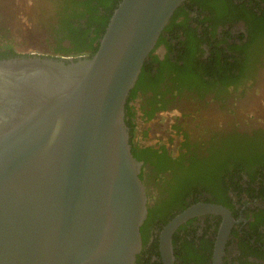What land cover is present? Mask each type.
<instances>
[{"label":"flooded vegetation","instance_id":"1","mask_svg":"<svg viewBox=\"0 0 264 264\" xmlns=\"http://www.w3.org/2000/svg\"><path fill=\"white\" fill-rule=\"evenodd\" d=\"M3 1L0 58L12 48L16 56L70 59L92 53L101 7L91 16L84 0ZM172 16L146 58L147 73L133 87L130 122L132 147L143 155L148 215L150 209L158 214L183 202L166 220L160 215L148 224L136 264H164L160 232L198 203L221 206L226 213L204 212L181 223L172 233L173 264H213L225 220L231 225L220 264H264V0H186ZM16 31L24 43L13 40ZM40 32L57 43L38 50ZM192 52L213 70L206 81L169 74L167 58L186 59ZM161 61L168 64L165 75L155 78Z\"/></svg>","mask_w":264,"mask_h":264},{"label":"water","instance_id":"2","mask_svg":"<svg viewBox=\"0 0 264 264\" xmlns=\"http://www.w3.org/2000/svg\"><path fill=\"white\" fill-rule=\"evenodd\" d=\"M185 1L120 0L91 57L0 59V264H136L148 195L125 104ZM204 212L226 213L198 203L163 227L164 264L173 231Z\"/></svg>","mask_w":264,"mask_h":264},{"label":"trees","instance_id":"3","mask_svg":"<svg viewBox=\"0 0 264 264\" xmlns=\"http://www.w3.org/2000/svg\"><path fill=\"white\" fill-rule=\"evenodd\" d=\"M88 2H90L89 5L87 4ZM119 2H120V0H84L82 2V4L86 7L87 12H89L91 14V16H93L94 13L96 11H98L99 7L102 8L103 13H104L103 15L100 16L101 21L99 23V29H101V32L97 34L98 37L96 40V44L93 45L92 53L88 57H91L96 52V50L98 49L99 43H100V38L102 37V35L105 31V28L109 22V19H110L111 15L113 14L114 9L118 6ZM180 9L181 8H179L175 12V15ZM173 18H174V16L171 17V19H173ZM90 21H92V19L89 20L88 24L91 23ZM72 29H74V28H72ZM76 36H74V38ZM161 41H163L162 37L160 38L159 42H161ZM75 47H76V45H74L72 49H74ZM10 48H8L7 50H10ZM60 51H65V46L62 44H60ZM13 56H16V53H15V50L12 48L9 52H6V54H4L2 56V58H8V57H13ZM2 58H0V59H2ZM181 59L182 58H178L176 61H170L167 58V60L169 62V71H170L169 74H171V75L173 74L176 76H183V77L187 76L188 78L196 79V80H200V81H206L205 76H209V77L213 76L212 68H210V66H208L207 68L203 67L202 61L198 57L197 58L195 57V52L190 53L186 59H182V63H179V61ZM167 65L168 64H166L164 61L159 62V66L157 68L156 73L154 74V77L155 78L163 77V75H165ZM147 66H148V60L147 61L145 60L143 67H142V70L139 74L137 83H139L142 80V78L144 77V75L147 73V71H148ZM228 68H232V67H228ZM234 68L239 69L241 67L239 65H234ZM234 78H236V76ZM225 79H226V77H225ZM135 95H136L135 88H132L130 90V94H129L127 101H126V104H125V121L129 127L131 147H132V143H133L132 141H133L134 135H135V132H134L135 124L134 123L132 124L130 122L134 118V112H133L134 107L130 103L133 100V98L135 97ZM152 114H153V112L150 113V116ZM208 124H210V123H208ZM148 150L153 151L152 148H149ZM132 152L134 153V155L139 160H141V157L143 155H141V153L138 151L137 148L134 149L132 147ZM184 191H187V188H184ZM185 193H187V192L183 193V198L185 196L184 195ZM182 202H183V200L180 201L179 204L171 205L170 207L162 209L161 210L162 213L159 212L158 214L152 213V209H150L149 215H148L147 219L145 220L144 225L141 227V232H142L144 244L147 242V235H148L147 226H148V224L153 223V222L156 224L157 223L156 220L159 218L160 215L162 218H164L166 220L168 218L167 214L170 211V209L181 206ZM154 247L156 248V242L153 243V248Z\"/></svg>","mask_w":264,"mask_h":264},{"label":"rangeland","instance_id":"4","mask_svg":"<svg viewBox=\"0 0 264 264\" xmlns=\"http://www.w3.org/2000/svg\"><path fill=\"white\" fill-rule=\"evenodd\" d=\"M1 2L3 1V0H0ZM3 4H4V1L2 2ZM5 5V4H4ZM11 25H14V23L13 22H11L10 23ZM41 33V32H40ZM12 37L14 36L13 34L11 35ZM13 40H16V41H18L19 40V42H22V43H24V39H23V37L21 36V33L20 32H17L16 31V35L14 36V39ZM44 40V41H43ZM25 41H26V39H25ZM39 41V42H38ZM50 41L52 42V43H50ZM57 43V41H55L54 39H51V40H45L44 39V33H41L40 35H39V38H37V39H35V46H36V48L38 49V50H40V51H45V50H47L48 48V45H55Z\"/></svg>","mask_w":264,"mask_h":264}]
</instances>
